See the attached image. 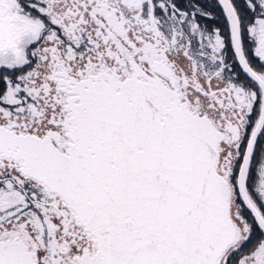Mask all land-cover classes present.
I'll return each instance as SVG.
<instances>
[{
  "label": "snow or ice",
  "instance_id": "6c2138e0",
  "mask_svg": "<svg viewBox=\"0 0 264 264\" xmlns=\"http://www.w3.org/2000/svg\"><path fill=\"white\" fill-rule=\"evenodd\" d=\"M0 264H264V0H0Z\"/></svg>",
  "mask_w": 264,
  "mask_h": 264
}]
</instances>
